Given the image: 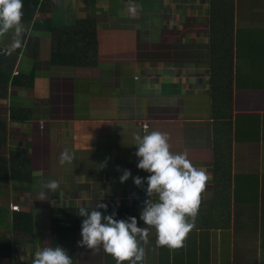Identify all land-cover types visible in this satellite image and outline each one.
<instances>
[{"label":"crops","instance_id":"0c3cea01","mask_svg":"<svg viewBox=\"0 0 264 264\" xmlns=\"http://www.w3.org/2000/svg\"><path fill=\"white\" fill-rule=\"evenodd\" d=\"M23 23L22 48L8 55L13 33L0 37V264H32L53 247L55 217L80 206L140 215L144 123L211 179L183 246H157L150 228L143 264H264V0H40ZM67 31L95 54L51 63ZM65 148L74 159L60 165ZM69 227L74 264H117Z\"/></svg>","mask_w":264,"mask_h":264},{"label":"clouds","instance_id":"9594fccd","mask_svg":"<svg viewBox=\"0 0 264 264\" xmlns=\"http://www.w3.org/2000/svg\"><path fill=\"white\" fill-rule=\"evenodd\" d=\"M133 5V10H134ZM30 29L23 23V0H0V37L10 32L14 39L8 49L12 51L22 48V34ZM136 146L135 155L139 158L138 169L148 172L146 178V194L149 199L144 201V207L139 219L143 225L138 226L136 217L116 219V213L104 215L99 209L107 211L108 205L97 202L91 209L80 206L77 214L84 217L81 225L80 247H86L93 252L103 251L116 260L117 264H143L145 249L141 242L147 243L149 229H154L156 245L179 248L188 233L195 226V219L201 204V196L211 179L203 167L194 166L186 153H174L169 144V136L161 131H149L145 126L144 134H134ZM73 153L65 148L59 156V164H71ZM130 170H124L120 182L124 183L131 177ZM133 182L140 187L145 178L133 177ZM45 187L55 192L59 184L49 181ZM155 195L158 199L153 201ZM38 200H46L44 192ZM32 264H73L68 251L56 245L37 247Z\"/></svg>","mask_w":264,"mask_h":264},{"label":"trees","instance_id":"16d2710c","mask_svg":"<svg viewBox=\"0 0 264 264\" xmlns=\"http://www.w3.org/2000/svg\"><path fill=\"white\" fill-rule=\"evenodd\" d=\"M39 5H40V0H23V18H24V15L27 14L28 18L32 19V16L37 10ZM63 37H65L66 39H63L61 34L55 32V35L52 38V52H51V58H50L51 63H57V64L80 63L82 60L81 58H85V57L89 58V54H93V55L95 54L96 45L93 39H88L84 44H82V41H80L79 39L81 36H78V35L75 36L74 32L72 35L71 31L65 32ZM7 80H8V77L4 78L1 83L4 84L7 82ZM0 88H2V86H0ZM15 159L16 161H18V165L23 166L27 164L26 161L24 160V157L14 158V160ZM0 162H3V160L2 161L0 160ZM1 170L2 169L0 168V172ZM1 173H0V179L2 178ZM113 212L116 213L117 219L120 216L121 217L125 216L126 218L128 217L139 218L140 217V215L136 216L135 213L133 214L129 212L128 210L124 211L125 214L123 211L117 212L116 210L106 211L103 214L109 215ZM70 215L71 213L68 214L64 212L60 216L55 217V222L53 223L54 225H53V230H52V239H53V247H55L56 245H59V246H62L63 248H66L74 264V255L71 254V253L74 254V248L71 245H68V244L66 245V243L63 242L64 240L63 236L68 235V231L71 230L69 227L70 223L73 229L75 230L80 229L82 225V220L84 219V217H81L79 215H74L72 217Z\"/></svg>","mask_w":264,"mask_h":264},{"label":"built area","instance_id":"2783aa9c","mask_svg":"<svg viewBox=\"0 0 264 264\" xmlns=\"http://www.w3.org/2000/svg\"><path fill=\"white\" fill-rule=\"evenodd\" d=\"M4 52H5L4 49H2V50L0 51L1 54H3ZM145 126L148 127V124L144 123V124L142 125L143 130H144ZM10 210L13 211V212H18V211H20V208H19L18 205H10Z\"/></svg>","mask_w":264,"mask_h":264}]
</instances>
